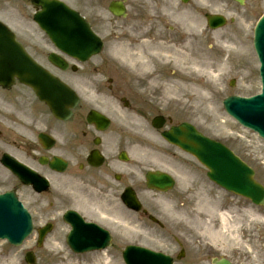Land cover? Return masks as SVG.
<instances>
[{"label": "rangeland", "instance_id": "rangeland-1", "mask_svg": "<svg viewBox=\"0 0 264 264\" xmlns=\"http://www.w3.org/2000/svg\"><path fill=\"white\" fill-rule=\"evenodd\" d=\"M64 1L80 10L83 15L89 19L95 30L107 41L106 50L103 53L110 54V45L112 46L111 43L115 41L114 32L127 31L126 28L129 22L128 19H131L130 16L126 20L117 21L111 19L108 16L109 14L107 12L106 4L112 0ZM127 1L128 5H137L135 3H141L145 0ZM160 1L164 4V0ZM196 1L197 0H191L192 3L190 2L191 4L188 6L182 5L181 0H178L177 3L178 5L180 4V9L186 8L187 10H192V12L194 10L201 11V17L203 20V15L206 13L221 14L228 17V19L233 18L235 20L233 23L229 22L226 28L204 36L206 46H211L212 44L214 45V42L222 43L223 41H230L232 44H235L234 41L230 40V38L236 39L241 33V39L247 38L249 41V46L246 45V51L243 49L242 53L246 54V52L251 51L253 28L258 17L264 13V0H245L246 4L244 7H240L231 0H206L205 5L198 8H196ZM147 2L148 5L151 4L150 1L147 0ZM162 7V5H159L158 10L162 9ZM162 20L164 22L163 29L165 31L168 32L169 27H176L178 32L183 34L182 18L179 19L178 23L171 21L166 23L165 18ZM167 20L170 19L167 18ZM215 33L218 34L215 35ZM198 40L199 38H197V41ZM197 45L200 47L202 43L198 41ZM107 58H109V55ZM243 59L245 64L243 70H227L226 76H224V79L219 82L218 89L215 91L213 102L210 101L212 105L199 108L198 111L201 113L199 116H202L199 124L201 126L202 124L204 125L210 136H214L217 139L227 143L236 153L242 156L243 159L255 169L258 181L264 185V144L259 141L252 133L242 130L229 118H227L222 110L221 105L222 100L230 95L250 96L259 91L260 82L257 63H253L251 57L246 58L244 56ZM111 63L115 64L119 69H122L121 65L118 64V61L111 59ZM232 79L236 80V85L234 88H230L228 86ZM222 87L225 88V91ZM90 93L91 92L88 91L87 95H90ZM138 115L141 116L140 114ZM223 121L225 122L223 123ZM203 131L205 132V130ZM197 173H199L200 183H203L205 181V170L201 166H198ZM182 178L183 176L180 180L178 179L177 187L169 194L164 196L155 195L154 193L150 192H148V194H143L145 203L150 208V212H153L168 224V228L166 227L167 235H169L170 238L171 236L182 238L185 240L186 244H189L188 250L186 249L187 256H189V258L185 259L184 263L181 264H195L194 261L191 260L190 255L197 251L196 247L194 246L196 244L200 247L202 246V250H204L206 253H211L217 257L222 254L227 255L235 264H264V225H262L261 228L257 227V225H250V228H248V212L252 210H247V208L251 207L250 204H248V202L245 200L238 198L236 199L235 197L227 196L221 193L209 183H204V191H202L203 185H200V195L204 198V202H202L204 207L201 215L203 217L216 215V210L222 204L219 198H222V200L224 199L223 201L226 200L230 207L228 212H230L232 215V226L238 230L240 227L242 229L241 234H237L239 235L240 240L237 239V235L234 237L233 235H230L232 233L230 231L225 233L226 236L213 235V232H209L208 236L206 237L198 236V238H196L192 233V229H186L185 223L181 222L180 219H192L194 212L193 207L195 206L194 202L197 200L195 196L196 191H194L193 188H190L189 183L191 184V182ZM138 189L140 191L143 188L142 186H138ZM33 204L34 202L30 201L27 203V206L32 208ZM167 206L169 207L168 209H166ZM251 208L256 210L254 207ZM256 211L264 214V208L260 211ZM118 213L121 212L118 211ZM45 216L49 217V214L46 211L44 217ZM137 218V216L131 215V222L133 219ZM45 219L46 218H39L38 220L43 221ZM128 220L129 217L124 215L123 221L128 222ZM147 225L153 228V226L150 224ZM158 229L153 228V230H150L149 228H145L144 230L140 231L138 229L131 228L130 231L125 232V230L121 227L117 231V241H119L120 245H125V243H121V241H124L128 242V244L133 243L148 245L156 247L157 249H162L168 253H173V250L170 247L168 248V244L163 243L164 240H160L161 232ZM246 229H248V231H246ZM131 231L134 232L131 233ZM216 231H219L218 228H216ZM181 233H183L184 237ZM63 234V232L62 235L57 233L54 237H50L47 242H45L44 249L39 250H35V236L30 238L25 246H22L19 249L8 247L6 244H0V264H25L24 255L29 249H34L35 253L37 254L38 261L44 264H52L54 261L58 264H75V258H70L72 254H70L65 248H55L56 241H60L62 245L64 244ZM149 237L154 238V240H147ZM213 237L215 239H213ZM185 238H188V240ZM191 239H193L194 243L191 241ZM198 240H200L199 243L197 242ZM30 245L32 246L28 248L27 246ZM203 246H208V249L210 250ZM239 246L243 250H240ZM121 251L119 250L117 252L112 250L108 252L106 255V260L108 263L123 264L120 257ZM81 259L86 260L87 264L93 261L91 256H86Z\"/></svg>", "mask_w": 264, "mask_h": 264}, {"label": "flooded vegetation", "instance_id": "flooded-vegetation-1", "mask_svg": "<svg viewBox=\"0 0 264 264\" xmlns=\"http://www.w3.org/2000/svg\"><path fill=\"white\" fill-rule=\"evenodd\" d=\"M20 22V15L14 19V23ZM40 45L27 49L35 61L43 68L56 71L71 79L73 85L81 86L80 72L88 65H80V68H70L62 72L49 62V56L54 51L52 43L46 37H39ZM76 64V62H71ZM56 74V73H55ZM85 75H81L83 77ZM18 87H15L16 89ZM117 93V97L102 98L99 104L112 110L115 103L121 100L122 91L117 85L110 87ZM130 88V87H129ZM0 89V188L19 192L20 184L11 174L6 173L1 165L3 155H10L23 162V158L29 161L32 169L39 171L52 185L57 175L47 166H42L40 160H51V149L44 147L47 137L60 139L61 147L57 157H61L66 167L62 175L61 185L70 197L76 199L80 195V189L88 187L95 189L94 185L102 186L107 190H113L112 184L131 182L127 166L119 161L118 153L131 150L130 137L125 136L121 128L120 135L112 121L109 128L102 131L95 123L89 121L87 109L80 100L79 105L72 111L71 117L64 121H55L47 107L41 103L33 92L18 88L16 91ZM131 95V88L128 96ZM131 105V101L128 100ZM56 139V140H57ZM41 158V159H40ZM46 158V159H45ZM103 160L102 165H97ZM8 185V186H7ZM51 191V190H50Z\"/></svg>", "mask_w": 264, "mask_h": 264}, {"label": "bare ground", "instance_id": "bare-ground-1", "mask_svg": "<svg viewBox=\"0 0 264 264\" xmlns=\"http://www.w3.org/2000/svg\"><path fill=\"white\" fill-rule=\"evenodd\" d=\"M202 3L204 5L206 0H199L198 4L202 5ZM162 13L165 17H181L188 32L196 31L199 36H202L201 30H207L203 22H201L202 18L200 15L194 14L191 10H181L177 0H164ZM202 26L204 27L202 28ZM190 42V39H186L182 45H175L171 42H160V38L156 42L146 41L145 44H149L148 46L152 47V53L145 56L137 44L131 43V40L125 36L124 32H120L117 34L114 57L129 66L142 67L146 70L147 75H139L145 71H135V75L141 77L147 76L148 79L146 81H152V83L162 81L164 87L158 90L166 93L168 96L180 90L184 94H192L194 97L205 99L210 94V90L206 87L216 85L220 79V74L228 70L232 62L230 57L228 59L218 57L212 60L210 56H204L202 51L197 52ZM221 45V51H228L233 48L230 41H223ZM154 65L162 69L176 71L171 73L170 76L154 73L150 71ZM202 79L205 82H202ZM91 94L94 95L93 92ZM131 116H134V114L131 113ZM167 208L169 207L167 206ZM249 213L248 225H251V221L260 219V215L257 213H251L250 211ZM228 218L230 220L229 214L220 213L221 226L218 228H228L232 232L230 235L235 236L238 229L234 228L232 223H229ZM262 219L264 218L262 217ZM211 225H213V222L203 224L205 228L209 227L212 230L214 226L211 229ZM213 235L226 236L224 232L215 230ZM213 239L215 238L213 237Z\"/></svg>", "mask_w": 264, "mask_h": 264}, {"label": "water", "instance_id": "water-1", "mask_svg": "<svg viewBox=\"0 0 264 264\" xmlns=\"http://www.w3.org/2000/svg\"><path fill=\"white\" fill-rule=\"evenodd\" d=\"M219 21H220V19H219ZM241 167H242V171H243L244 175H250L251 174V172L246 167H244L243 165H241ZM212 177L215 178L220 183H222L223 185H225L226 187H230L232 190H234L236 192L240 191V188H242L241 191L250 193V190L252 191L251 187H255V188H257V190H260V188L255 186L253 183H250V184L246 185V188H245L244 186L240 187V186H237L235 184H232L231 181L221 180L220 178L217 177L216 171L213 172ZM163 180H168V178H166V177H159V178H155L154 177L153 178V182L157 183L159 186L162 185V181ZM164 183H165V185L167 187L170 186L169 182L165 181ZM7 209L9 210V213H16V216L18 218L22 217V215L16 209V205L15 204H12V203L7 204ZM10 228L13 229V230L17 228V224H16V222L14 220L10 221ZM22 229L23 230L25 229V224L24 223H23ZM10 233H13L14 237L18 238V240H21V238L24 237L25 236L24 234H26L27 232H25L24 234H19V233L14 232V231H12V232L5 231L4 235H9ZM20 235H22V236H20ZM222 264H225V263H222Z\"/></svg>", "mask_w": 264, "mask_h": 264}]
</instances>
